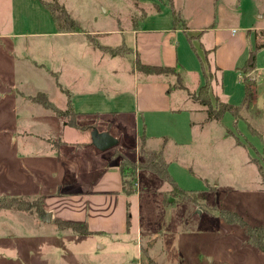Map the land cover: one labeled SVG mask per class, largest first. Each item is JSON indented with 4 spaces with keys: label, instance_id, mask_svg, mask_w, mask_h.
<instances>
[{
    "label": "rangeland",
    "instance_id": "rangeland-1",
    "mask_svg": "<svg viewBox=\"0 0 264 264\" xmlns=\"http://www.w3.org/2000/svg\"><path fill=\"white\" fill-rule=\"evenodd\" d=\"M42 2L57 12L66 8L79 29L60 31ZM173 26L181 29L174 38L179 67L163 75L171 83L172 110L147 112L138 127L145 126L149 149H163L184 193L141 171L136 192L124 194L133 219L127 232L80 238L55 232L61 230L52 210L59 206L47 199L91 190L104 173L119 170L118 158L109 162L116 152L143 159L131 127L123 135L116 125L111 128L119 145L105 152L106 166L64 140L91 142L93 128L101 132L113 125L110 116L79 112L133 106L137 83L148 77L134 71L136 55L127 50H136L133 31L166 34ZM260 28L264 0H0V198H22L31 206L43 199L44 211L0 209V264H43L62 260V253L68 264H264V252L249 246L244 230L220 215L228 209L264 227V37L257 41L261 31L254 30ZM249 32L238 64L256 50L258 73L245 103L244 73L219 71L213 49L216 35L229 44L232 34ZM103 47L123 48V55L111 56ZM178 75L188 94L210 83L213 108L218 100L239 113L206 120L204 108L176 89ZM38 93L66 116L32 100ZM75 160L80 164L71 178ZM47 213L51 223L42 220ZM114 214L125 216L121 205Z\"/></svg>",
    "mask_w": 264,
    "mask_h": 264
},
{
    "label": "crops",
    "instance_id": "crops-1",
    "mask_svg": "<svg viewBox=\"0 0 264 264\" xmlns=\"http://www.w3.org/2000/svg\"><path fill=\"white\" fill-rule=\"evenodd\" d=\"M180 30V28H175L173 26V28L171 30H168L166 34H164L163 32L152 34L150 32L141 33L140 28L135 29L133 33L137 39L136 50L133 51L132 49H129L136 56L139 54V59L144 65L153 67L164 66L178 68L179 60L177 51L175 50L176 46H174V38L175 32ZM183 30L185 31V29ZM254 30L256 32H262L256 34L257 41H259L261 37H264L263 28ZM249 37H251L250 32L244 34L239 38L235 37V35L232 34L231 38H229V44H225L223 42H225L226 39H224L221 35H216L215 47L213 49L216 51L214 65H216V68H218L219 71H239V69H241L245 65L244 64L242 67H240L238 62L242 58L241 56L245 53V48L246 45H248V41L250 43ZM261 45H264V41ZM134 71L139 72L136 67ZM170 84L171 83L169 81L164 79L163 75L154 74L150 75V77L148 75V77L137 83L134 95L135 98L133 100L132 107L119 108V110H114V108L97 109L92 114L98 113L99 116H103V118L110 116L114 120L113 125L104 130L109 133H111V128H113L115 125L116 128L121 129V134L125 133L126 128L131 127L132 129L129 128L130 133L134 135L136 139V149L140 151V136L144 132H142L143 128L146 131L145 126L142 128V123L140 127H138L140 117H143L142 120H144L147 112L157 111L166 113L172 110V106L170 105L171 96L169 95L171 91ZM188 91L189 90L187 88V90H185L184 92L188 94ZM188 97L190 99L189 95ZM122 118H126V121L123 122ZM82 140L83 142L80 144L64 140V144L67 146H71L72 144H74L76 145V147L78 145H81V147H78L82 148V150L84 151H87L94 162L98 164L103 163L106 166L108 162L107 158L109 157L108 154L101 151L97 152L99 150L94 147L91 142L87 141L86 138L82 137ZM147 142L148 135L146 134L145 148L151 150L147 147ZM109 162H111V158H109ZM79 164L80 163L78 160H75V162L73 161V163H71L72 168L68 171V175H71V178L75 176L74 174ZM122 182L123 181L119 170L111 171V173L109 174L106 172L104 173V176L100 177L96 181L91 190H71L69 193L62 195H60L58 192L57 194H54L50 199L46 198V201L49 204L53 202L54 206H59L58 209L52 210L55 219L62 221H73L78 223L87 222L89 230L90 232H92V234L83 236H93L101 233H113V231L127 232L126 218L128 204L124 197ZM118 205H121V210L125 213V216L123 214L122 218H116V214H114V211L116 210ZM55 232L78 235L71 230ZM78 237L80 238L81 235H78ZM62 250L63 249H59L58 252ZM61 257L62 260L45 261L43 264H68L63 261V253L61 254Z\"/></svg>",
    "mask_w": 264,
    "mask_h": 264
},
{
    "label": "trees",
    "instance_id": "trees-1",
    "mask_svg": "<svg viewBox=\"0 0 264 264\" xmlns=\"http://www.w3.org/2000/svg\"><path fill=\"white\" fill-rule=\"evenodd\" d=\"M172 3V0H170ZM43 3V6L45 9H48L51 11L52 14V19L57 24L58 29L61 31L65 32H74L79 29V23L77 21L73 20L66 8H64L62 5L61 11L57 12L54 9L50 8L48 3ZM63 17V20L60 18ZM175 20H177V15L175 14ZM176 28V27H175ZM186 31V29H185ZM123 48H112V47H103V50L105 53H109L111 56H120L123 55L122 52ZM127 50H130L127 48ZM256 50L251 52L249 58L245 61V65L239 69L240 72L242 71L244 73V79L245 82L244 84V92L246 94L245 97V103L248 99L252 98L253 96V88L256 86V80L252 77L254 73H257V64H256ZM135 67L137 68L138 71L144 72L148 75H167L169 73H174L175 70H177V67H164V66H149V65H144L141 63L139 59V54L136 56V64ZM210 80H213V76L211 75ZM178 87L176 89L179 90H187V87L183 85V82L181 80L180 75H178ZM211 92V85L210 83H206L205 85L201 86L200 89L196 94H188L190 96V99L202 106L204 108V111L207 114L206 120L209 121H216V120H221L225 114L227 113H239L238 107H235L233 105H229L227 103L221 102V101H216V109L213 108L212 106V98L210 95ZM36 100L37 103L42 105L43 108L45 109H50L54 110L55 113L61 118H64L66 114L64 115L56 109V107L53 105V103L48 100L46 94L44 93H38L36 96L32 98V100ZM71 108V105L69 106ZM72 113V112H71ZM81 115L84 116H99L98 113L94 114H89V113H80ZM69 115H71L69 113ZM64 125L70 126L73 128H77L76 122L71 121V122H64ZM78 129V128H77ZM94 130V128H93ZM145 140H146V131L144 129L143 134L140 136V155L142 156L143 159L141 161H134L131 159H128L124 155L120 153H115V156L111 157V161L116 160L117 158L120 160L119 162V173L121 174L122 181H123V193L126 196H131L136 192V189L133 188L134 185V180H136V177L139 172L141 171H150L156 175H158L163 181L167 182L170 184L171 187L175 188L178 190V192H183L182 189H180L173 176L168 171L169 165L164 158L163 154V149L160 150H148L145 148ZM131 177V179H130ZM43 198V197H42ZM128 204V210H127V229L131 227L132 225V217L131 213L129 211L130 208V203L127 202ZM43 199H40L34 203V205H30L29 202L22 200V198H9V197H4L0 198V209L5 210H24V211H30L29 209L31 207H38L39 213L44 214L43 211ZM221 217L224 219V221L228 225H238L240 226L247 238V244L252 247H255L259 249L260 251L264 252V227L263 226H252L249 225L243 217H241L238 213L235 211H230L228 209H223L220 212ZM58 224V228L61 231H67L71 230L72 232L78 234V235H90L92 232L89 230V226L87 222H73V221H62V220H55Z\"/></svg>",
    "mask_w": 264,
    "mask_h": 264
},
{
    "label": "water",
    "instance_id": "water-1",
    "mask_svg": "<svg viewBox=\"0 0 264 264\" xmlns=\"http://www.w3.org/2000/svg\"><path fill=\"white\" fill-rule=\"evenodd\" d=\"M91 144L96 147L101 152L110 151V149L117 147L119 144L118 139H116L111 133L104 131L100 132L98 129H94L91 134ZM51 213H47L42 217L43 222L51 223Z\"/></svg>",
    "mask_w": 264,
    "mask_h": 264
}]
</instances>
